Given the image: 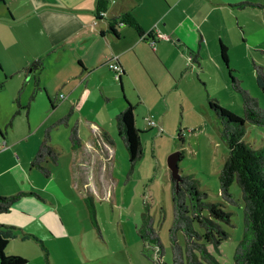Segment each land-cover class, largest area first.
Listing matches in <instances>:
<instances>
[{
    "label": "rangeland",
    "instance_id": "374dc122",
    "mask_svg": "<svg viewBox=\"0 0 264 264\" xmlns=\"http://www.w3.org/2000/svg\"><path fill=\"white\" fill-rule=\"evenodd\" d=\"M150 1L158 4L157 0ZM195 1L191 2L195 4ZM204 1L205 5L199 13L209 10L212 13L209 17L211 25L207 23L202 30L225 31L230 47L227 49L229 66L234 70L240 86L255 97L259 106L264 109V94L257 86L252 66L254 61L264 69V54L261 53L264 51V3L250 0H238L234 3L230 0ZM242 2L260 4L263 7L246 6L244 9L233 8L234 12L230 11L229 5L235 6ZM218 11H223L222 17ZM144 17L149 21L152 17L150 11H145ZM91 20L95 22L93 14ZM81 22L84 23L82 19ZM78 23L76 20L67 24L74 26ZM99 24H102V21ZM133 31L137 34L134 29ZM186 53L190 55L188 51ZM172 56L171 54L165 56L168 63L173 61ZM43 61L41 84H46L47 93L40 84V89L36 90L33 99L29 101L34 91L33 86L36 84L35 78L29 77L25 83L29 81L33 86L29 85L24 93L22 89L15 97H18L17 102L21 106L18 109L16 102L15 106L11 95L6 92L7 86L2 85L0 131L12 139L22 138L14 152L20 158L26 154L28 159L31 156L27 153L28 146L39 142L44 130L67 115L72 107L73 111L67 124L50 129V145L58 153L59 165L55 173L57 165L46 166L53 179L47 180L39 172L31 169L32 174L29 172L26 174V179L31 177L33 180L37 175L38 190L43 185L45 189L53 190L51 194L54 196L51 200L57 215L55 239L52 242L45 241L44 245L41 241L37 242L41 248L45 246L46 250H50L48 263H45L170 264L168 230L172 223L173 205L167 159L172 153L179 152L181 155L178 161L179 174L194 178L198 189L206 193L209 202L220 203L222 210L230 213V224H222L227 239L221 242L219 252L213 254L220 264H234V249L243 232V201L235 181L228 189L232 202L223 199L220 194L218 174L227 159L228 148L220 137V121L209 109L207 93L211 98H216L223 108L243 117L241 95L234 91L230 84L225 90L207 86L206 91L201 88L199 82L204 81L195 73L191 75L192 80L188 78L185 82L186 89L181 96L171 93L166 98L165 96L159 98L156 94L143 101V105L139 103L142 101L136 92L127 87L124 75L121 76L124 81L121 77L119 80L118 75L110 70L115 82L113 94L103 95L102 91L97 89L94 94L80 102L82 95L75 93L72 96L73 104L70 105L63 85L62 87L57 85L62 78L57 68L64 69L63 62H56L54 56ZM63 61L67 66L66 58ZM186 64V74H190L188 70L192 67L191 62L187 60ZM103 66L106 68L107 64ZM221 66L225 68L223 61ZM211 80L213 82L214 79ZM226 81L229 82L228 75ZM63 96L66 98L63 99ZM125 100L136 106L134 115L136 113V125L140 130L142 146V156L132 169L125 147L117 136L114 120L115 114L120 111L119 108L125 106ZM3 103L7 107H2ZM27 103L28 109L22 108ZM146 118L153 119L155 125L147 126ZM85 119L103 124L111 140L113 158L108 163L101 159L85 160V169L77 166L75 176L71 178L68 154L69 129L78 120ZM245 129L243 141L254 149L263 148L264 128L245 123ZM4 156L8 158V153ZM84 183L88 185L85 186ZM144 215H149L152 219V227L163 247L162 256H158L138 235ZM11 238L12 235L9 240H12ZM177 240L183 245L184 239L180 232L177 234ZM144 247L147 248L148 257L143 252Z\"/></svg>",
    "mask_w": 264,
    "mask_h": 264
},
{
    "label": "crops",
    "instance_id": "0c3cea01",
    "mask_svg": "<svg viewBox=\"0 0 264 264\" xmlns=\"http://www.w3.org/2000/svg\"><path fill=\"white\" fill-rule=\"evenodd\" d=\"M104 1L107 3L106 12L101 19H97V0H0V84L7 86L6 92L11 95L14 105L19 90L22 88L24 93L29 85L33 86L29 81L25 83L29 77L35 78L38 87L40 86L43 60L51 56L55 57L56 62L62 61L64 64V69L57 68L62 76L57 85H63L70 105L73 104L72 96L75 93L82 95L80 102L97 89L103 95L113 94V76L110 69L103 66L109 59H115L120 65L127 87L136 92L142 101L140 104L156 94L159 98H166L171 93L181 96L186 89L185 82L188 78L192 80L191 75L195 73L204 81H199L204 90L207 86L222 90L227 88L229 82L226 81V67L221 66L220 43L229 49V42L223 29L202 30L207 23L211 25L209 17L212 13L211 10L199 13L205 5L204 0H196L195 4L192 0H157L158 4L150 0ZM230 1L234 3L238 0ZM250 1L264 3V0ZM229 7L232 12L233 8L244 9L231 5ZM126 11L138 21L144 37L141 38L133 29L124 25L116 29L118 36L108 32L109 19ZM145 11L151 13L149 21L145 20ZM218 12L222 17L223 11ZM92 14L95 22L91 20ZM230 15L233 16L232 13ZM76 20L79 23L74 26L67 24ZM101 21L102 24H99ZM244 22L247 23L245 20ZM238 28L240 29L239 26ZM163 36L166 38H162ZM167 54L173 55L170 63L165 59ZM65 58L67 66L63 61ZM186 58L192 65L188 70L190 74H186ZM37 60L42 61L41 70L36 73L28 71L30 65ZM211 78L214 79L213 82ZM42 86L40 87L47 93L46 84L43 83ZM1 106L7 107L5 103ZM72 111L71 107L69 112L72 114ZM76 124L81 145L77 149L70 146L68 150L71 178L75 176L77 166L85 169V160L101 159L108 163L113 158L111 140L102 123L85 119L78 120ZM135 126L137 127L136 113ZM21 141L22 138L12 139L6 133L2 138L0 136V196L19 191L36 195L21 197L8 212L1 213L0 224L20 228L44 245L45 241L52 242L56 235L57 215L51 200L53 190L45 189V185L38 190L37 175L34 180L31 177L26 179L27 172H39L30 168V160L40 141L28 146L27 153L31 154L28 159L26 154L20 158L14 152ZM5 153H8V158H5ZM51 164L50 161L44 163L47 167ZM58 167L59 165L55 167L54 173ZM11 239L5 249L7 255L22 256L27 260L26 264H46L43 250L37 241L22 238L18 230L13 232ZM47 250L48 259L50 250Z\"/></svg>",
    "mask_w": 264,
    "mask_h": 264
},
{
    "label": "trees",
    "instance_id": "16d2710c",
    "mask_svg": "<svg viewBox=\"0 0 264 264\" xmlns=\"http://www.w3.org/2000/svg\"><path fill=\"white\" fill-rule=\"evenodd\" d=\"M246 6L263 7L260 4L248 2L235 5V7L240 8H245ZM106 8L107 3L104 0H97V19L103 17L100 14H105ZM121 25L134 29L139 36H142L141 27L130 12L126 11L118 16L111 17L107 30L118 36L116 29ZM261 53L264 54V51ZM220 57L225 64L231 88L242 97L243 109V117H239L223 108L219 105L216 98H211L207 94L209 97L207 100L209 109L215 114L221 124V140L228 148L227 159L218 174L220 194L223 199L232 202L228 189L235 181L239 186L243 201V232L240 241L235 246L233 262L234 264H264V147L254 149L243 141L246 132L245 123L264 128V109L259 106L255 97L251 96L247 90L240 86V81L234 75V70L229 66L227 48L222 43H220ZM107 62L104 64L106 65ZM252 66L255 71L257 86L264 94L263 66L254 61ZM41 68L42 61L37 60L30 65L28 71H39ZM122 74L123 71L118 75L119 79ZM35 83L34 91L30 95L29 101L33 99L36 90L39 88L37 80ZM2 85L1 83L0 89ZM17 101L18 97L15 98L14 102H16L17 108L21 107ZM48 101L53 108L54 106L49 98ZM28 106L29 103L22 108L28 109ZM134 110L135 107L125 100L124 108L114 117L117 136L125 147L131 169L142 156L140 130L135 126ZM70 115L71 112H68L67 115L45 129L42 140L30 160V168L38 170L45 178L50 177L51 172L44 163L50 161L53 165H56L58 162V153L50 145V129L55 126L66 125ZM0 136L1 138L3 137L1 131ZM68 140L71 148L77 149L80 147L81 141L78 136L76 123L69 129ZM170 180L173 205V218L168 230L170 264H220L213 252L218 253L221 242L227 239V233L222 228V224H230V213L222 210L220 203L209 202L206 193L198 189L197 181L191 176L180 175L177 187L171 176ZM29 194L36 195L32 192L19 191L8 196H0V214L8 212L16 201ZM16 230L20 231L22 238H31L40 242L35 236L21 231L20 228L0 224V264L27 263V260L22 256L5 254L8 240ZM179 232L184 239L183 245L177 240ZM138 235L146 245L153 248V251L158 256L163 255V247L157 232L152 227V219L149 215H144L143 223L138 229ZM42 250L44 260L48 263L47 251L43 246ZM143 252L148 257L146 247H144Z\"/></svg>",
    "mask_w": 264,
    "mask_h": 264
},
{
    "label": "water",
    "instance_id": "95a60500",
    "mask_svg": "<svg viewBox=\"0 0 264 264\" xmlns=\"http://www.w3.org/2000/svg\"><path fill=\"white\" fill-rule=\"evenodd\" d=\"M180 160V153L174 152L171 155H169L167 159V166L170 171V176L175 182V186L177 187V184L180 180V174L178 170V161Z\"/></svg>",
    "mask_w": 264,
    "mask_h": 264
},
{
    "label": "built area",
    "instance_id": "2783aa9c",
    "mask_svg": "<svg viewBox=\"0 0 264 264\" xmlns=\"http://www.w3.org/2000/svg\"><path fill=\"white\" fill-rule=\"evenodd\" d=\"M100 15L104 16V14H100ZM160 36H162V35H160ZM162 38H166V37L163 36ZM106 64H107V67L110 70H112L114 73H116L117 75H119L121 73L122 68L120 67V65L117 63V61L115 59H109ZM61 98H62V96H61ZM146 123H147V126L155 125V122L151 118H146Z\"/></svg>",
    "mask_w": 264,
    "mask_h": 264
}]
</instances>
